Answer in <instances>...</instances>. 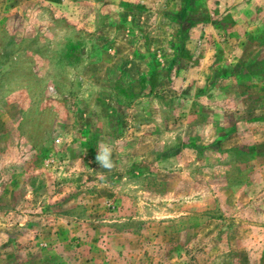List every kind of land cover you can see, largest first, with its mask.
<instances>
[{
  "label": "rangeland",
  "instance_id": "rangeland-1",
  "mask_svg": "<svg viewBox=\"0 0 264 264\" xmlns=\"http://www.w3.org/2000/svg\"><path fill=\"white\" fill-rule=\"evenodd\" d=\"M0 264H264V0H0Z\"/></svg>",
  "mask_w": 264,
  "mask_h": 264
},
{
  "label": "clouds",
  "instance_id": "clouds-1",
  "mask_svg": "<svg viewBox=\"0 0 264 264\" xmlns=\"http://www.w3.org/2000/svg\"><path fill=\"white\" fill-rule=\"evenodd\" d=\"M96 161L101 165L102 168L110 170L113 167V162L111 160V149L109 146L105 145L98 150Z\"/></svg>",
  "mask_w": 264,
  "mask_h": 264
}]
</instances>
